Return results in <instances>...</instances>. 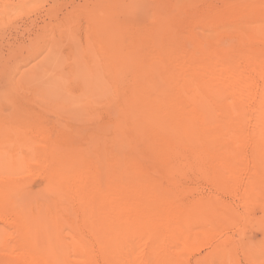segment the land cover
<instances>
[{
  "label": "bare ground",
  "instance_id": "bare-ground-1",
  "mask_svg": "<svg viewBox=\"0 0 264 264\" xmlns=\"http://www.w3.org/2000/svg\"><path fill=\"white\" fill-rule=\"evenodd\" d=\"M232 7L226 10L235 16L217 18L222 43L157 36L160 42L146 45L152 48H146L149 54L140 67H125L124 79L112 80L111 96L93 105L99 115L94 117L111 124L106 142L94 134L106 143L97 157L89 150L94 145L87 144L101 143L93 134H87L89 146L85 138L83 150L71 145L72 151L62 153L50 143L38 155L45 170L39 173L49 187L44 195L40 189L42 195L36 196L35 190L27 193L31 199L16 196L12 202L0 192V264H129L130 257L142 264L139 245L146 239L155 264H161L157 250L169 254L167 243L177 223L191 219L189 212L177 215L175 201L160 182L174 171L170 165L179 146L205 162L224 165L218 172L224 179L245 176L246 165L253 163L252 183L243 193L264 198V0ZM186 39L193 45L184 44ZM76 149L97 159L86 161ZM227 209L222 205L218 211ZM8 241L15 246L6 247Z\"/></svg>",
  "mask_w": 264,
  "mask_h": 264
},
{
  "label": "rangeland",
  "instance_id": "rangeland-1",
  "mask_svg": "<svg viewBox=\"0 0 264 264\" xmlns=\"http://www.w3.org/2000/svg\"><path fill=\"white\" fill-rule=\"evenodd\" d=\"M245 1L0 0V192H7L12 202L26 201L27 193L35 190L36 196L43 190L44 195L49 187L39 173L45 172L38 161L42 149L47 151L51 143L65 153L72 146L80 150L90 140L87 134L106 142L110 121L98 117L93 105L111 96V82L124 79L125 67H140L149 54L146 48L160 42L157 36L222 43L218 19L235 16L226 8ZM191 42L186 39L184 44L190 47ZM95 114L99 125L93 121ZM68 129L79 136L69 135ZM99 140L87 142L95 147L89 149L93 155L106 144ZM177 149L170 165L174 171L163 174L160 182L175 201L177 215L189 212L191 219L177 223L174 239L167 243L169 254L157 250L161 264H264V198L243 193L252 183L253 163L246 165L245 176L224 179L218 174L224 165L205 162L199 153L181 146ZM91 153L83 155L86 161L97 159ZM234 186L237 192L231 191ZM19 188L26 195L19 197ZM222 205L228 206L223 214L218 211ZM8 245L15 246L12 241ZM135 246L133 240V251ZM139 250L142 264H155L150 240L142 241Z\"/></svg>",
  "mask_w": 264,
  "mask_h": 264
}]
</instances>
